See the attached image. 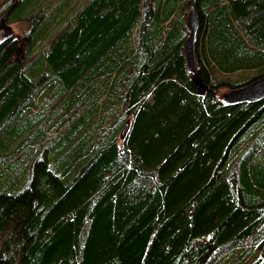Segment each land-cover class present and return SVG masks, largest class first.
Returning <instances> with one entry per match:
<instances>
[{"label": "trees", "instance_id": "1", "mask_svg": "<svg viewBox=\"0 0 264 264\" xmlns=\"http://www.w3.org/2000/svg\"><path fill=\"white\" fill-rule=\"evenodd\" d=\"M0 17L24 26L0 42V264H264V99L218 97L264 76V0Z\"/></svg>", "mask_w": 264, "mask_h": 264}, {"label": "water", "instance_id": "2", "mask_svg": "<svg viewBox=\"0 0 264 264\" xmlns=\"http://www.w3.org/2000/svg\"><path fill=\"white\" fill-rule=\"evenodd\" d=\"M5 19L0 20V31H3V39L11 37V29L4 25ZM186 26L189 31V36L184 43V56L187 67L192 74L195 75L194 83L197 91L202 94L206 91L207 87L202 82L199 74L196 71L195 52H194V39L199 29V21L197 11L194 6L188 8L186 17ZM223 102L229 105L239 103H256L264 99V76L252 83L235 90L228 91L223 96ZM127 125H125L122 136L125 134Z\"/></svg>", "mask_w": 264, "mask_h": 264}, {"label": "rangeland", "instance_id": "3", "mask_svg": "<svg viewBox=\"0 0 264 264\" xmlns=\"http://www.w3.org/2000/svg\"><path fill=\"white\" fill-rule=\"evenodd\" d=\"M1 19H4V18H3V17H0V20H1ZM4 25L10 27V29H11V37H16V38L19 37V36L21 35V31H22V29L24 28L23 24H19V23H9L8 21H7V22L5 21V22H4ZM2 35H3V31H0V42L3 40ZM227 92H228L227 90L222 89V90L219 92L218 97L222 99L223 96H224Z\"/></svg>", "mask_w": 264, "mask_h": 264}]
</instances>
